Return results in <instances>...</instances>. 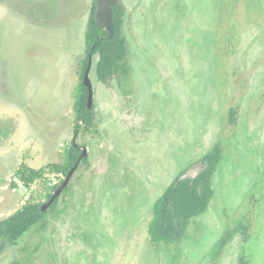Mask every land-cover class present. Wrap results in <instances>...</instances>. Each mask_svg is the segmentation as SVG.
<instances>
[{
  "label": "rangeland",
  "instance_id": "rangeland-1",
  "mask_svg": "<svg viewBox=\"0 0 264 264\" xmlns=\"http://www.w3.org/2000/svg\"><path fill=\"white\" fill-rule=\"evenodd\" d=\"M119 1L131 70L103 83L92 55L85 130L74 104L95 0H0V220L44 205L66 178L15 187L22 163L87 150L0 264H264V0ZM216 144L208 209L181 241L154 243L153 204ZM240 223L250 240L239 232L217 253Z\"/></svg>",
  "mask_w": 264,
  "mask_h": 264
},
{
  "label": "trees",
  "instance_id": "trees-1",
  "mask_svg": "<svg viewBox=\"0 0 264 264\" xmlns=\"http://www.w3.org/2000/svg\"><path fill=\"white\" fill-rule=\"evenodd\" d=\"M97 1L95 0L93 4L85 33L86 57L82 61V80L77 87L74 104L76 127H80L82 123L85 130H91L95 125L94 108H88L89 93L88 88L84 84V74L91 55H99L97 75L103 83H108L113 78L127 75L131 70L127 60V40L122 32L124 13L121 1L114 8L115 35L113 38H110L108 30L97 24L95 19ZM77 132L78 129H76V134ZM222 154L223 149L221 145L216 144L205 156V161H208L210 164L209 168L194 183H191V180L179 181V176L186 169L182 170L176 179L166 188L165 192L157 198L152 206L153 217L149 227L151 240L154 243H175L181 241L192 219L203 214L208 209L210 201L214 196L212 177L222 159ZM81 156L82 149L76 146V143H73L64 163H53L39 169H33L22 163L18 167L16 174L25 186L30 187L33 181L39 177H43L46 173L64 174L67 176ZM63 181L61 180V182ZM12 185L17 187L15 182ZM66 189L64 188V191ZM42 206L43 203L39 202L28 203L11 216L0 220V254L7 244H16L21 236L31 230L33 225L40 221H43L44 224L43 219L47 211H43ZM239 232L243 234L244 241L250 240L249 226L240 223L224 234L216 252L219 253ZM240 264H249L244 255L241 257Z\"/></svg>",
  "mask_w": 264,
  "mask_h": 264
},
{
  "label": "water",
  "instance_id": "water-1",
  "mask_svg": "<svg viewBox=\"0 0 264 264\" xmlns=\"http://www.w3.org/2000/svg\"><path fill=\"white\" fill-rule=\"evenodd\" d=\"M119 0H98L97 7L95 11V19L97 24L101 27H104L110 33V38H113L115 35V24H114V8L118 4ZM92 55L89 59L88 67L84 74V84L88 88V108H92L93 104V85L89 76L91 69ZM87 153L86 148H83L82 156L80 157L77 164L69 171L68 175L62 182V184L56 189L50 200L42 206V210L47 209L53 202L58 198L64 188L69 184L70 179L73 173L76 171L82 157ZM209 162L205 160L197 161L191 164L183 174L179 176V181L191 180V183L194 181L206 170L209 168Z\"/></svg>",
  "mask_w": 264,
  "mask_h": 264
},
{
  "label": "built area",
  "instance_id": "built-area-1",
  "mask_svg": "<svg viewBox=\"0 0 264 264\" xmlns=\"http://www.w3.org/2000/svg\"><path fill=\"white\" fill-rule=\"evenodd\" d=\"M14 180H15V183H16L17 186L22 185L26 189H27V187H29V186H25L18 177H16Z\"/></svg>",
  "mask_w": 264,
  "mask_h": 264
}]
</instances>
